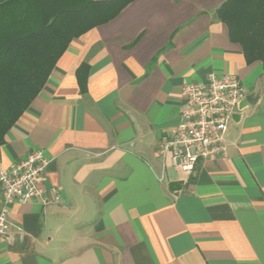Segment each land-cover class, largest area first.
Masks as SVG:
<instances>
[{
  "label": "crops",
  "instance_id": "0c3cea01",
  "mask_svg": "<svg viewBox=\"0 0 264 264\" xmlns=\"http://www.w3.org/2000/svg\"><path fill=\"white\" fill-rule=\"evenodd\" d=\"M226 1L134 0L71 40L0 146V170L38 149L51 160L46 202L10 206L25 239L0 237V264H264V65L230 40ZM211 74L246 97L225 155L188 175L156 146L181 88Z\"/></svg>",
  "mask_w": 264,
  "mask_h": 264
},
{
  "label": "trees",
  "instance_id": "16d2710c",
  "mask_svg": "<svg viewBox=\"0 0 264 264\" xmlns=\"http://www.w3.org/2000/svg\"><path fill=\"white\" fill-rule=\"evenodd\" d=\"M134 0H10L0 4V146L43 88L72 39L107 23ZM247 64L264 65V0H227L216 11ZM87 68L76 78L84 92Z\"/></svg>",
  "mask_w": 264,
  "mask_h": 264
},
{
  "label": "built area",
  "instance_id": "2783aa9c",
  "mask_svg": "<svg viewBox=\"0 0 264 264\" xmlns=\"http://www.w3.org/2000/svg\"><path fill=\"white\" fill-rule=\"evenodd\" d=\"M179 121L162 136L156 146L161 161L192 175L199 162L225 155L227 124L240 110L246 91L231 75L211 74L206 81L181 88ZM51 160L38 149L18 162L0 170V237L10 244H21L25 234L9 219L10 206L40 200L46 202L41 186L46 184V169ZM51 189V188H50ZM53 201L60 195L51 189Z\"/></svg>",
  "mask_w": 264,
  "mask_h": 264
}]
</instances>
